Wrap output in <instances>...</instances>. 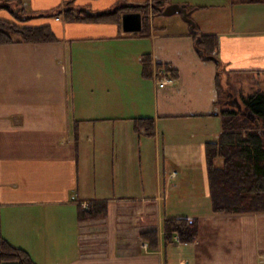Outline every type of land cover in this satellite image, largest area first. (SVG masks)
<instances>
[{
	"label": "crops",
	"instance_id": "1",
	"mask_svg": "<svg viewBox=\"0 0 264 264\" xmlns=\"http://www.w3.org/2000/svg\"><path fill=\"white\" fill-rule=\"evenodd\" d=\"M21 1L36 16L28 24L50 26L57 41L0 45V236L34 264H264V213L210 211L204 144L221 132L217 68L199 56L189 25L160 20L146 35L125 34L37 18L67 0ZM118 1L145 0L74 5L103 12ZM167 1L216 37L221 87L264 76V0ZM160 71L174 83L160 89ZM142 118L154 135L134 128ZM81 204H104L106 215L80 221ZM169 218L198 220L192 244L164 248ZM147 231L157 233L155 251L140 239Z\"/></svg>",
	"mask_w": 264,
	"mask_h": 264
},
{
	"label": "trees",
	"instance_id": "2",
	"mask_svg": "<svg viewBox=\"0 0 264 264\" xmlns=\"http://www.w3.org/2000/svg\"><path fill=\"white\" fill-rule=\"evenodd\" d=\"M76 0H67L63 8L55 12L39 15L37 18H50L62 15L69 22H106L120 26L122 14L140 13L144 16L143 29L140 35L149 32L151 20L160 17L167 6V0H145L137 2L118 1L110 9L95 16L87 13V8L74 5ZM0 11L7 12L10 19L0 16V45L46 43L57 41L50 26L29 25L36 16H25L26 11L21 0H0ZM90 11V10H89ZM91 12V11H90ZM199 40L195 48L203 56L212 55L217 49L215 36L200 35L194 25ZM194 41L196 35L193 36ZM202 57V56H201ZM144 70L150 67L151 59L145 56ZM170 76L175 71L166 66H157ZM216 91H218V115L221 119V132L218 138H211L204 144L208 194L212 214H260L264 213V90L255 91L242 98L243 108L251 112L259 123L242 124V117L236 111L218 102L220 96L219 75L222 72L220 62H216ZM149 70V69H148ZM137 131L145 130L148 136L154 135V122L149 118L134 119ZM79 220L104 217V204H89L88 210L79 211ZM196 218H180L164 220L162 224V242L164 248L174 241L192 244L198 234ZM140 239L155 251L158 247L157 233L147 231L140 234ZM0 264H34L23 248H17L0 236Z\"/></svg>",
	"mask_w": 264,
	"mask_h": 264
},
{
	"label": "rangeland",
	"instance_id": "3",
	"mask_svg": "<svg viewBox=\"0 0 264 264\" xmlns=\"http://www.w3.org/2000/svg\"><path fill=\"white\" fill-rule=\"evenodd\" d=\"M56 20H59L60 18L59 17H56L55 18ZM173 19H179V20H181L182 18H181V15H179V14H176V15H172V17H165V16H163V15H161V17L160 18H158V17H154L153 18V20H152V24L153 25H155V27H158L159 25H157L158 24V22L160 21V20H165V21H167V22H172V20ZM177 30V29H176ZM168 31H170V29H168ZM231 78H233L232 79V81H230L229 82V84H232V83H237L238 85H240L241 86V90L240 89H238V87H235V86H231V87H225L224 85H225V82H223V87H221V79H220V82H219V86H220V96H219V100H218V102L220 103V105L221 104H223L224 105V103H225V101L228 99V93L229 94H231L232 95V97H235L238 101H240V103L241 104H243V101H242V98L244 97V96H247V95H251V94H253L255 91H262V90H264V76H262V75H260V76H257V75H243V76H238V75H236V76H232ZM240 88V87H239ZM226 107H228V106H226ZM242 108H243V106H242ZM246 112H249L248 110H246V109H244ZM240 117H242V116H240ZM244 118L245 117H242V124H254V122H252V121H250V120H248V119H245L244 120ZM259 123L257 122V125H258ZM256 125V124H255ZM256 125V126H257ZM189 126H191L190 124H189ZM192 127V126H191ZM175 136V135H174ZM179 137H181V134L179 133V135H178ZM166 134H165V136H164V138H162L161 140H165L166 139ZM161 159H162V157L160 156L159 158H158V161L159 162H161ZM148 162L150 163V166L151 167H153V165H154V158H153V156L152 155H149V157H148ZM160 168H161V166H160ZM176 181H178V180H175V181H172L171 182V184H176L175 182ZM83 206H81L80 207V209L82 208ZM169 219H173V218H169ZM9 224H11V221L10 222H8ZM162 224H163V222H162ZM2 226V225H1ZM1 226H0V230H1ZM9 226V225H8ZM3 227V226H2ZM6 227V226H5ZM4 227V228H5Z\"/></svg>",
	"mask_w": 264,
	"mask_h": 264
},
{
	"label": "water",
	"instance_id": "4",
	"mask_svg": "<svg viewBox=\"0 0 264 264\" xmlns=\"http://www.w3.org/2000/svg\"><path fill=\"white\" fill-rule=\"evenodd\" d=\"M88 14H91L89 10H87ZM163 16L165 17H172V15L175 14H180L182 21H185L186 23L190 24L189 27V32L194 33V25L191 23L190 19L188 18L189 13L186 11L185 6H179L177 4H171L167 7L164 8V10L161 12ZM93 15L97 16L99 15V12H94L92 13ZM122 26V31L124 33H138L142 30V15L140 13H126L122 14L121 17V24ZM199 40V37H196L197 42ZM199 55L203 57V60L208 62V61H213L216 62V58L214 56H203V53L200 51ZM226 104L231 107L235 108L237 112L240 114V116L245 117V119H248L254 124L257 125V120H255L253 114L251 112H246L245 110H242V106L240 102L235 98L229 95V99L226 101Z\"/></svg>",
	"mask_w": 264,
	"mask_h": 264
},
{
	"label": "built area",
	"instance_id": "5",
	"mask_svg": "<svg viewBox=\"0 0 264 264\" xmlns=\"http://www.w3.org/2000/svg\"><path fill=\"white\" fill-rule=\"evenodd\" d=\"M162 82H163V83H161V84H160V88H162V87H163V85L166 83V81H165V80H163Z\"/></svg>",
	"mask_w": 264,
	"mask_h": 264
}]
</instances>
